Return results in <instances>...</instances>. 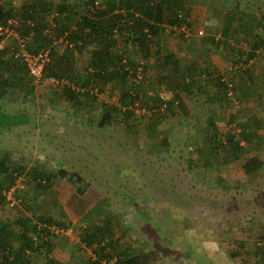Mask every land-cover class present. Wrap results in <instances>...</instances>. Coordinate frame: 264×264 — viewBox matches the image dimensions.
<instances>
[{
  "label": "rangeland",
  "instance_id": "374dc122",
  "mask_svg": "<svg viewBox=\"0 0 264 264\" xmlns=\"http://www.w3.org/2000/svg\"><path fill=\"white\" fill-rule=\"evenodd\" d=\"M22 2L0 0V6L20 7ZM186 7L188 23L165 25L161 37L183 56L182 64L197 61L201 70L212 64V73L222 76L225 85L208 87L201 78L190 92L173 91V82L157 83L158 63L147 62L146 74L139 66L132 80L148 86L150 108L160 94L174 99L173 112L164 110L165 105L150 109L139 102L135 120L120 119V78L108 82L92 78L84 85L86 71H92L90 50L53 32L45 41L49 56L55 50L68 53L78 70L75 80L64 76V82L57 83L48 75L36 82L21 62H9L13 72L6 66L0 69L4 77L11 72L21 76L15 79L21 82L19 88H0V111L13 116L11 122L5 118L0 124V151L25 167L6 191L0 217L13 216L14 205L31 216L22 205L26 199L39 213L46 211L62 222L48 225L46 232L61 264L95 260V246L83 241L82 230L108 220L120 246L112 251L114 258L102 264H116L119 251L128 246L138 262L149 264H264V254H255L259 247L264 251V163L250 173L243 167L253 154L264 159V145L257 143L236 162L212 165L215 159L202 160L211 122L224 134L259 111L256 100L239 94L236 86L247 75L243 70L259 74L264 68V45L249 62L233 60L237 48L250 49L255 34L264 39V0H187ZM228 14L235 22L227 36L230 45L224 47L212 38L216 42L225 38L222 28ZM6 27L0 25L2 48L18 44L7 32L12 27L5 31ZM21 37L33 50V39ZM5 59L14 58L9 52ZM68 88L81 92L76 101ZM108 110L114 112V120L99 127ZM19 114H25L24 121L19 122ZM34 167L55 172L51 185L38 184L41 179L34 178ZM62 169L68 173L61 175ZM80 184L86 186L84 192L79 191ZM42 253H34L33 264H44Z\"/></svg>",
  "mask_w": 264,
  "mask_h": 264
},
{
  "label": "trees",
  "instance_id": "16d2710c",
  "mask_svg": "<svg viewBox=\"0 0 264 264\" xmlns=\"http://www.w3.org/2000/svg\"><path fill=\"white\" fill-rule=\"evenodd\" d=\"M186 1L23 0L20 7L6 4L0 6V25L14 28L23 37L29 35L35 44L34 49L30 50L32 52L46 48L45 41L49 40L48 35L51 36L52 32L57 37L68 34L69 42H73L81 50L83 48L90 50L92 71H86L84 85L88 84L92 78L105 82L120 78L117 80L120 92L119 103L122 106L119 111L120 119L135 120L136 103L140 102L142 106L150 108L148 101H151V96L148 94V86L143 82L135 84L132 80L139 66H143L144 74L148 72L147 62L159 64L160 73L157 83L167 82L171 86L173 82L171 86L173 91L181 88L185 92H190L196 83L198 87L201 78L204 80V85L208 87H215V83L220 87L225 85L222 76H214L212 73V64H207L202 70L197 65V61L187 65L182 64L183 56L171 49L167 41L161 37V34L165 32V25L181 26L188 23L190 13L186 7ZM10 20L16 23H10ZM234 22L233 14H228L222 28L225 38L218 42L212 38L215 44H222L224 47L230 45L227 36ZM259 24L263 25L261 22ZM2 37L0 34V40ZM252 39L247 52L236 49L234 63L249 62L256 55V50L264 45V39L260 35L255 34ZM14 46L15 43L0 47V69L6 66L10 71L13 67H10L9 62H21L20 64L26 68L24 61L14 56L12 50ZM130 48L134 50L130 52ZM9 52L14 59L8 61L5 56ZM50 55L44 69L45 76L52 75L59 80L64 76L74 80L77 78L78 70L71 62L68 53L62 54L55 50L51 51ZM207 62L212 61L208 59ZM243 71L247 75L239 79L236 89L239 90V94H248L256 100L259 113L236 123L230 132L224 134L214 122H211L213 130L206 137L205 142L208 147L202 150V160L214 161L215 159L213 163L211 162L212 165L236 162L243 159L257 143L264 145V68L259 70V74H255L249 68ZM12 72V76H5L6 78L0 75L1 89H17L21 85V82L16 81L18 77H21L20 74ZM68 92L75 101L81 94L79 90L69 88ZM152 100L155 104L151 108L165 105L164 110L174 111V99H164L157 94ZM114 109L119 110L118 107ZM113 113L111 110L105 111L98 126L103 127L111 123L114 120ZM22 115L25 114L17 116L20 118L19 122L25 120ZM11 117L13 116L0 111V124H4L2 122L5 118L11 122ZM159 142L162 143V141ZM263 163L264 159L260 154H253L243 162V167L250 173L258 171ZM33 169L34 178L41 179L38 182L40 186L51 185L54 171L48 172L40 167ZM24 171L23 165L12 161L9 154L0 151V205L6 201V191L16 184L18 176ZM58 172L61 175L68 173L63 169ZM75 174L78 180H84V177ZM85 188L84 184H80L79 191L84 192ZM22 205L30 209L31 216L20 205H14L13 216L5 217L4 214L0 217V264H33L34 253H40L41 250H43L44 264H61L53 255L54 243L50 233L46 232L49 229L48 225H63L62 222L46 211L39 213L38 209L29 205L26 199L22 201ZM113 230V222L110 220L98 224L91 223L82 230L83 241L89 247L95 246L97 254L95 260L89 261L90 264H102L104 259L114 258L112 251H116L120 243L114 238ZM244 248L245 246L242 245V249ZM255 254L259 256L264 254V251L259 247ZM134 255L132 247L122 248L117 255L116 264H149V262H138Z\"/></svg>",
  "mask_w": 264,
  "mask_h": 264
},
{
  "label": "built area",
  "instance_id": "2783aa9c",
  "mask_svg": "<svg viewBox=\"0 0 264 264\" xmlns=\"http://www.w3.org/2000/svg\"><path fill=\"white\" fill-rule=\"evenodd\" d=\"M7 30L8 28L6 27L5 31ZM7 32L9 35H12L16 39H18V44L12 47L14 56L24 61L23 63H25L30 76H32L36 82L42 81L45 77L44 75L45 65L50 59L49 49L41 48L39 49L38 52H32L30 51V49L27 46V43L21 37L20 33L17 30L12 28V30H8ZM67 36L68 34H65L64 36L66 42H68ZM0 46L2 47L1 42H0ZM53 80L57 83L64 82V79L59 80L53 78Z\"/></svg>",
  "mask_w": 264,
  "mask_h": 264
}]
</instances>
